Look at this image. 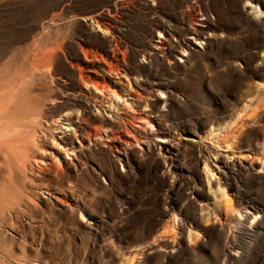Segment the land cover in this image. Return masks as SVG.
Listing matches in <instances>:
<instances>
[{
  "label": "rangeland",
  "instance_id": "1",
  "mask_svg": "<svg viewBox=\"0 0 264 264\" xmlns=\"http://www.w3.org/2000/svg\"><path fill=\"white\" fill-rule=\"evenodd\" d=\"M0 192V264H264V0H0Z\"/></svg>",
  "mask_w": 264,
  "mask_h": 264
},
{
  "label": "bare ground",
  "instance_id": "2",
  "mask_svg": "<svg viewBox=\"0 0 264 264\" xmlns=\"http://www.w3.org/2000/svg\"><path fill=\"white\" fill-rule=\"evenodd\" d=\"M8 136V135H7ZM24 169L26 170V165H24ZM21 191V190H20ZM18 192V191H17ZM15 193V195H16V198L18 199V200H21L22 199V196H21V194L20 193ZM14 194V193H13ZM4 194H3V192H0V212H3L4 210H6V207L7 206H9V204H11V203H14L15 202V200H13V199H9V198H7L6 196H3ZM23 195V194H22ZM19 203V202H18ZM11 208V207H10ZM8 209V208H7ZM8 211V210H7ZM5 212V211H4ZM5 215V214H4ZM3 215V216H4ZM1 219V218H0ZM25 262V261H24ZM27 262V261H26Z\"/></svg>",
  "mask_w": 264,
  "mask_h": 264
}]
</instances>
